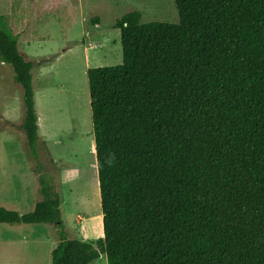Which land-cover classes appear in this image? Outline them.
I'll list each match as a JSON object with an SVG mask.
<instances>
[{
  "label": "trees",
  "instance_id": "trees-1",
  "mask_svg": "<svg viewBox=\"0 0 264 264\" xmlns=\"http://www.w3.org/2000/svg\"><path fill=\"white\" fill-rule=\"evenodd\" d=\"M177 24L115 22L122 63L88 69L103 237L62 235L51 264H264V0H173ZM0 63L37 158L32 63L0 17ZM0 224L61 228L60 201Z\"/></svg>",
  "mask_w": 264,
  "mask_h": 264
},
{
  "label": "rangeland",
  "instance_id": "rangeland-1",
  "mask_svg": "<svg viewBox=\"0 0 264 264\" xmlns=\"http://www.w3.org/2000/svg\"><path fill=\"white\" fill-rule=\"evenodd\" d=\"M177 24L173 0H0L1 24L32 63L37 158L27 155L22 91L0 63V207L29 213L42 200L39 178L58 195L61 228L0 224V264H51L61 235L103 237L86 71L122 63L115 22ZM59 236V237H58ZM90 264H107L105 254Z\"/></svg>",
  "mask_w": 264,
  "mask_h": 264
},
{
  "label": "crops",
  "instance_id": "crops-1",
  "mask_svg": "<svg viewBox=\"0 0 264 264\" xmlns=\"http://www.w3.org/2000/svg\"><path fill=\"white\" fill-rule=\"evenodd\" d=\"M36 111H37V109H36ZM37 117H38V114H37ZM38 120V119H37Z\"/></svg>",
  "mask_w": 264,
  "mask_h": 264
}]
</instances>
